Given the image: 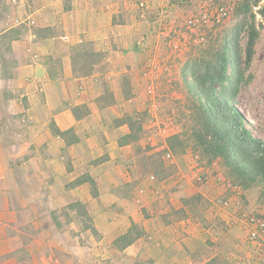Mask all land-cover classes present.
Masks as SVG:
<instances>
[{"label":"rangeland","instance_id":"obj_1","mask_svg":"<svg viewBox=\"0 0 264 264\" xmlns=\"http://www.w3.org/2000/svg\"><path fill=\"white\" fill-rule=\"evenodd\" d=\"M258 1L174 0L166 7V1L163 7L155 3L145 16L155 21L151 35L158 36L160 46L151 52L155 61L139 81L134 106L122 117L138 158L135 169L128 172L131 181L116 198L108 197L118 202L117 214L113 208L73 204L76 200L51 207L48 177L40 180L41 202L32 201V176L19 175V161L6 157L0 162V264H166L161 261L162 248L173 244L191 221L212 230L199 236L196 231L193 241L184 245L200 253L205 244L204 264H263L250 255L239 216L264 214V185H244L230 174L221 157L202 152L191 135L196 112L189 89L193 64L212 61L215 49L236 34L242 79L234 106L252 134L264 139V3L263 22L256 21L253 5ZM220 6L227 8L228 15L218 23L194 31L185 25L193 14L206 11L215 16ZM34 7V0H0V137L18 131L22 120L12 118L3 100L18 60L12 44L27 33L50 32L40 31ZM252 38V56L246 61ZM87 53L86 45L77 51L82 69L92 59ZM90 194H97L95 185ZM138 220H147V226ZM167 225L168 235L163 234Z\"/></svg>","mask_w":264,"mask_h":264},{"label":"crops","instance_id":"obj_2","mask_svg":"<svg viewBox=\"0 0 264 264\" xmlns=\"http://www.w3.org/2000/svg\"><path fill=\"white\" fill-rule=\"evenodd\" d=\"M34 1L32 14L40 31L50 32L27 33L12 44L18 60L3 100L12 118L22 120L18 131L0 137V162L13 157L19 161V175L32 176V201L41 202L40 180L48 177L51 207L76 200L88 208H113L117 214L118 202L108 197L116 198L131 181L128 172L135 169L138 158L122 117L134 106L139 81L155 61L151 52L160 46L158 36L151 35L155 21L145 14L156 2L163 7V2L151 0L148 9L140 10L136 0ZM84 45L92 59L82 61L89 64L82 69L76 56ZM6 163L7 168L8 158ZM90 180L96 186L95 196L90 194ZM138 221L147 226V220ZM168 226L163 234L168 235ZM186 226L181 237L162 248L163 263L190 259L202 264L201 256L207 258L201 252L207 251L205 244L200 253L184 245L193 241L196 231L199 236L212 230L193 221Z\"/></svg>","mask_w":264,"mask_h":264},{"label":"trees","instance_id":"obj_3","mask_svg":"<svg viewBox=\"0 0 264 264\" xmlns=\"http://www.w3.org/2000/svg\"><path fill=\"white\" fill-rule=\"evenodd\" d=\"M253 41V38L248 41L246 61L251 59ZM238 57L237 35L233 34L221 48L215 49L212 61L193 64L189 89L191 108L196 115L191 135L204 154L221 157L230 174L244 185L254 182L264 185V139L252 134L234 106L242 79ZM90 183L94 185L92 180ZM73 204L83 206L79 201Z\"/></svg>","mask_w":264,"mask_h":264},{"label":"built area","instance_id":"obj_4","mask_svg":"<svg viewBox=\"0 0 264 264\" xmlns=\"http://www.w3.org/2000/svg\"><path fill=\"white\" fill-rule=\"evenodd\" d=\"M160 1H166V3H164V7H166L170 4H173L174 0ZM150 2L151 0H136L137 7L140 10L148 9ZM263 3L264 0H259L256 5H253V11L256 21L259 20L263 22V18L260 13L261 4ZM227 15V8L220 6L216 9L215 16L212 17V14L209 15L206 11H203L186 18L185 25L187 26V28L194 31L195 29H199L200 27L212 25L213 22L218 23ZM200 39H204L201 34ZM151 69L149 70L150 72ZM239 217V220L243 222V229L245 230L244 242L247 244V246L250 247V255L257 260L260 259V261L264 264V214H251L243 212ZM255 256H257L258 258Z\"/></svg>","mask_w":264,"mask_h":264}]
</instances>
